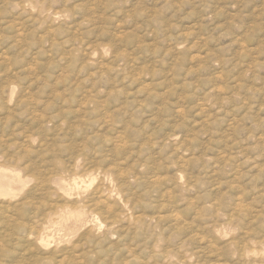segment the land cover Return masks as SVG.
<instances>
[{"label":"rangeland","instance_id":"rangeland-1","mask_svg":"<svg viewBox=\"0 0 264 264\" xmlns=\"http://www.w3.org/2000/svg\"><path fill=\"white\" fill-rule=\"evenodd\" d=\"M0 175V264H264V0H0Z\"/></svg>","mask_w":264,"mask_h":264},{"label":"bare ground","instance_id":"bare-ground-1","mask_svg":"<svg viewBox=\"0 0 264 264\" xmlns=\"http://www.w3.org/2000/svg\"><path fill=\"white\" fill-rule=\"evenodd\" d=\"M39 10V9H38ZM29 12V11H28ZM38 12V11H37ZM59 13V12H58ZM57 14V13H56ZM177 156H179V155H177ZM180 158V157H179ZM147 165V164H146ZM143 167H144V165H143ZM150 167V166H149ZM148 167V168H149ZM74 168V167H73ZM148 171V170H147ZM107 172V171H106ZM72 173H73V171H72ZM78 173V172H77ZM103 173V172H102ZM111 174H113V173H111ZM138 174V173H137ZM153 174V173H152ZM77 175V174H76ZM84 175V174H83ZM148 175V174H147ZM61 176V175H60ZM106 176V175H105ZM65 178V177H64ZM135 178V177H134ZM152 178V177H151ZM52 179V178H51ZM77 179L78 178H74L73 179V184L71 185H69V183H68V185L69 186H77L78 184L80 185V183L77 181ZM117 180V179H116ZM118 181V180H117ZM47 182V181H46ZM51 182V181H50ZM88 182V181H87ZM150 182V181H149ZM117 184V183H116ZM105 185V184H104ZM154 185V184H153ZM2 183H1V175H0V189L2 188ZM122 186V185H121ZM102 187V186H101ZM118 187V186H117ZM99 188V187H98ZM121 189V188H120ZM95 190H97V189H95ZM94 190V191H95ZM48 191V190H47ZM109 191V190H108ZM161 191V190H160ZM90 192V191H89ZM163 192V191H162ZM48 193V192H47ZM94 193V192H93ZM92 193V194H93ZM160 193V192H159ZM92 194H91V197H92ZM96 194V193H95ZM51 195V194H50ZM89 195H90V193H89ZM103 195V194H102ZM161 195V194H160ZM59 196H60V194H59ZM159 196V195H158ZM61 197V196H60ZM90 197V196H89ZM89 197H88V199H89ZM90 197V198H91ZM103 197V196H102ZM101 196L99 197V198H97L98 200L100 199V198H102ZM59 198V197H58ZM93 198H94V196H93ZM92 198V200H95V199H93ZM124 198V197H123ZM162 198V197H161ZM66 199V198H65ZM107 199H110V197L109 198H107ZM138 199V198H137ZM144 199V198H143ZM142 199V200H143ZM155 199V198H154ZM86 201L84 202L85 204H83L82 206H78V207H75L76 209L74 210V209H72V211H69V216H68V220H74V222L76 223V224H81V225H85V221H86V217H85V212L87 211L86 209H89L90 210V213H91V216L93 217V221H94V223L95 224H93L94 226H104V227H107V229L109 230V231H111V233L112 234H116V235H118V237L119 236H121V234L118 232L119 230H118V227H119V225H120V223L124 220H122L118 215H116V214H114V213H111V211H110V205L109 206H106L105 208H103V210H102V214H103V218L104 219H101V217H100V214L99 213H97L96 212V208H95V206L98 204L99 205V203L100 202H102V201H98V202H95V203H93L94 205H86V203H88V204H90L89 202H90V200H87V199H85ZM139 200V199H138ZM30 201V200H29ZM104 201H105V199H104ZM109 201V200H108ZM108 201H106V202H108ZM27 202V201H26ZM94 202V201H93ZM105 202V203H106ZM139 202V201H138ZM175 202H177V201H175ZM32 203V202H31ZM83 203V202H82ZM120 203V202H119ZM165 203V202H164ZM171 203V202H170ZM72 204V203H71ZM111 204V203H110ZM132 204V203H131ZM168 204V203H167ZM26 205V204H25ZM144 205V204H143ZM159 205H161V204H159ZM169 205V204H168ZM175 205V204H174ZM38 206V205H37ZM113 206V205H112ZM97 207V206H96ZM114 207V206H113ZM59 207L57 206H54V207H51L49 210V212H46V214H44L43 213V215H46L45 217H46V219L44 220V222H42L41 224L39 223V224H33V223H35V222H38V221H33V225H32V227H30V229L28 228L27 230H26V228H23V229H25V233H27V235H28V237H31V236H33L34 238H35V240L38 242V244L39 245H41V246H48L49 245V243L54 239V235H53V232H54V229H55V227L56 226H61L62 224H63V220H64V218H66L65 217V215L63 214L64 212L62 211V210H60V209H58ZM71 208V207H70ZM166 208V207H165ZM173 208V207H172ZM46 209V208H45ZM113 209V208H112ZM2 210V209H1ZM16 210H18V209H16ZM23 210V209H22ZM21 210V211H22ZM160 210V209H159ZM165 210V209H164ZM163 210V211H164ZM20 211V210H19ZM99 211V210H98ZM161 211V210H160ZM63 212V213H62ZM104 212V213H103ZM116 212V211H115ZM151 212V211H150ZM153 212V211H152ZM37 213V212H36ZM105 213L108 215V217H107V215H105ZM41 214V213H40ZM121 214V213H120ZM135 214V213H134ZM141 214V213H140ZM143 214V213H142ZM167 214V213H166ZM146 215H148V214H146ZM150 215V214H149ZM173 215V214H172ZM175 215V214H174ZM121 216V215H120ZM153 216V215H152ZM151 216V217H152ZM182 216V215H181ZM41 217V216H40ZM122 217H123V215H122ZM156 217V216H155ZM155 217H153L154 219H155ZM178 217V216H177ZM20 218V217H19ZM18 218V219H19ZM126 218H128V217H126ZM174 218V217H173ZM30 219V218H29ZM151 219V218H150ZM17 220V219H16ZM34 220V219H33ZM42 220H43V218H42ZM137 222H141L139 219H138V217H137ZM168 221V220H167ZM23 222V221H22ZM136 222V221H135ZM171 222V221H170ZM189 222V221H188ZM21 223V222H20ZM123 223V222H122ZM19 224V223H18ZM137 224V223H136ZM148 224V223H147ZM170 224V223H169ZM21 225V224H20ZM35 225V226H34ZM143 225V224H142ZM19 226V225H18ZM23 226V225H22ZM161 226V225H160ZM25 227V226H24ZM158 227V226H157ZM172 227V226H171ZM19 229H20V226L18 227ZM161 228V227H160ZM177 229V228H176ZM92 230V229H91ZM91 230H90V232H91ZM129 230H130V228H129ZM17 231V230H16ZM145 231V230H144ZM18 232V231H17ZM88 232H89V230H88ZM97 232V231H96ZM108 232V231H107ZM142 232V231H141ZM19 233V232H18ZM120 235H119V234ZM132 233V232H131ZM153 233V232H152ZM164 233V232H163ZM91 234H92V232H91ZM91 234H90V236H91ZM108 234V233H107ZM107 234H105V235H107ZM193 234V233H192ZM16 235V234H15ZM20 235V234H19ZM126 235V234H125ZM147 235V234H146ZM150 235V234H149ZM148 235V237H150ZM152 235V234H151ZM2 236V235H1ZM21 236V235H20ZM20 236H17L16 235V237H17V239H18V241H19V237ZM5 237V236H4ZM28 237H25V238H28ZM122 237V236H121ZM120 237V238H121ZM126 237V236H125ZM128 237H129V235H128ZM192 237V236H191ZM21 238V237H20ZM107 238V237H106ZM124 238V237H123ZM155 238H156V236H155ZM154 238V240H156ZM11 239H13V237L11 238ZM148 239V238H147ZM150 239V238H149ZM148 239V240H149ZM3 240H5V239H3L2 238V241ZM27 240V239H26ZM95 240V239H94ZM129 240V239H128ZM0 241H1V238H0ZM12 241L13 240H11V243H12ZM16 241V240H15ZM23 241V240H22ZM80 241V240H79ZM87 241H88V239H87ZM5 242H7V241H5ZM34 242V241H33ZM37 242H36V244H37ZM90 242H91V240H90ZM101 242V241H100ZM129 242V241H128ZM149 242V241H148ZM154 242V241H153ZM153 242L151 243L152 245H153ZM156 243H157V241H155ZM154 242V243H155ZM165 242V241H164ZM2 243V242H1ZM14 243V242H13ZM22 243V242H21ZM89 243V242H88ZM94 243V242H93ZM99 243V242H98ZM124 243V242H123ZM136 243V242H135ZM166 243V242H165ZM4 244V243H3ZM17 244V243H16ZM85 244V243H84ZM94 244H97V243H94ZM120 244V243H119ZM127 244V243H126ZM150 244V245H151ZM7 245V244H6ZM19 245V244H18ZM39 245H36L37 247L39 246ZM72 245V244H71ZM90 245H92L91 243H90ZM114 245V244H113ZM123 245V244H122ZM140 245V244H139ZM3 246H5V245H3ZM2 246V247H3ZM20 246V245H19ZM18 246V247H19ZM80 246V245H79ZM95 246V245H94ZM121 246V245H120ZM124 246V245H123ZM146 246V245H145ZM144 246V247H145ZM166 246V245H165ZM168 246H169V244H168ZM77 247V246H76ZM88 247V246H87ZM110 247V246H109ZM112 247V246H111ZM150 247V246H149ZM155 247H158V246H155ZM173 247V246H172ZM20 248V247H19ZM78 248V247H77ZM93 249H94V247H92ZM96 248H97V246H96ZM100 248V247H99ZM101 248H102V246H101ZM116 248V247H115ZM131 248V247H130ZM163 248H166V247H163ZM169 248H171V247H169ZM168 248V249H169ZM4 249V248H3ZM88 249V248H87ZM90 249V248H89ZM173 249V248H172ZM250 249V248H249ZM252 249H254V248H252ZM37 250V249H36ZM75 250H76V248H75ZM100 250H102V249H100ZM163 250V249H162ZM251 250V249H250ZM88 251V250H87ZM95 251H97V250H95ZM103 251H105L104 249H103ZM121 251V250H120ZM161 251V250H160ZM166 251V250H165ZM165 251H164V256H162L163 257V260H164V262L166 263L167 262V264L169 263L170 264V262H169V258L171 257V251L172 250H169L168 251V253L166 252V254H165ZM255 251V250H254ZM45 252V251H44ZM85 252H86V250H85ZM91 252V251H90ZM90 252H88V254L90 253ZM102 252V251H101ZM115 252V251H114ZM171 252V253H170ZM96 253V252H95ZM94 253V254H95ZM137 253V252H136ZM135 253V254H136ZM158 253H161V252H158ZM197 253V252H196ZM82 254V253H81ZM97 254V253H96ZM98 254H100L99 252H98ZM102 254H104V253H102ZM153 254V253H152ZM162 254V253H161ZM173 254H175V252H174V249H173ZM177 254H178V252H177ZM5 255V254H4ZM43 255V254H42ZM129 255H131V253L129 254ZM146 255V254H145ZM151 255V254H150ZM155 255H157V254H155ZM1 256H2V254H1ZM41 256V255H40ZM47 256V255H46ZM66 256V255H65ZM89 256V255H88ZM119 256V255H118ZM138 257V256H137ZM153 257H156V256H153ZM152 256L150 257L151 259L153 258ZM161 257V258H162ZM182 257H184V256H182ZM40 258V257H39ZM50 258H52L51 256H50ZM107 258V257H106ZM159 258H160V255H159ZM4 259V258H3ZM45 259V258H44ZM67 259V258H66ZM118 259V258H117ZM126 259V258H125ZM180 259V258H179ZM2 260V259H1ZM31 260V259H30ZM49 260V259H48ZM114 260V259H113ZM132 260V259H131ZM150 260V259H149ZM154 260H159V259H154ZM162 260V259H161ZM160 260V261H161ZM255 260V259H254ZM15 261V260H14ZM40 261H43V259L42 260H40ZM121 261V260H120ZM16 262V261H15ZM55 262V261H54ZM114 262V261H113ZM148 262V261H147ZM61 263V262H60ZM174 263V262H173ZM86 264V263H85ZM144 264V263H143ZM155 264V263H154ZM162 264V263H161ZM176 264V263H175Z\"/></svg>","mask_w":264,"mask_h":264}]
</instances>
